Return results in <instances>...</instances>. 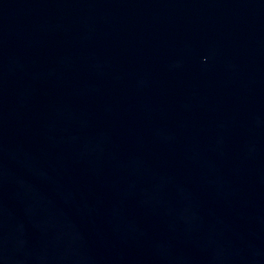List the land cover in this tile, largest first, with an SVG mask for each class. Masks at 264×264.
<instances>
[{
    "label": "water",
    "instance_id": "95a60500",
    "mask_svg": "<svg viewBox=\"0 0 264 264\" xmlns=\"http://www.w3.org/2000/svg\"><path fill=\"white\" fill-rule=\"evenodd\" d=\"M0 264H264V0H0Z\"/></svg>",
    "mask_w": 264,
    "mask_h": 264
}]
</instances>
